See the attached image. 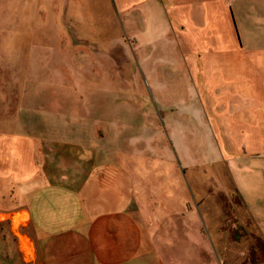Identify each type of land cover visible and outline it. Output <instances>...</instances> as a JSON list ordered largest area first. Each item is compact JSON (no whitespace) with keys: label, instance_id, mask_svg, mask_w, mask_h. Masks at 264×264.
Segmentation results:
<instances>
[{"label":"crops","instance_id":"obj_1","mask_svg":"<svg viewBox=\"0 0 264 264\" xmlns=\"http://www.w3.org/2000/svg\"><path fill=\"white\" fill-rule=\"evenodd\" d=\"M143 1L117 0L123 8ZM160 2L186 48L200 127L210 129L221 154L193 164L196 204L180 174L151 175L132 157L118 160V150L79 156L73 145L25 134L70 127L25 129L7 172L16 205L0 212L16 251L13 238L5 240L3 255L13 251L22 264H264V0ZM200 183L235 196L237 216L218 220L222 210L203 204ZM206 221L215 236L206 234ZM236 226L256 230L261 252L235 253L221 228Z\"/></svg>","mask_w":264,"mask_h":264},{"label":"rangeland","instance_id":"obj_2","mask_svg":"<svg viewBox=\"0 0 264 264\" xmlns=\"http://www.w3.org/2000/svg\"><path fill=\"white\" fill-rule=\"evenodd\" d=\"M166 7L160 0L129 8L117 0H0V212L16 205L7 177L17 161L12 147L21 131L38 126L73 131L27 137L73 145L79 156L83 149L118 150V160L132 157L151 175L180 174L189 198L196 197L193 164L213 156V136L200 127L186 48ZM198 191L207 192L204 205L218 204V220L237 216L235 196L202 183ZM6 224L0 222V264H22L13 251L3 255L1 242L13 238ZM204 227L215 236L216 227ZM221 231L234 239L235 253L261 252L253 228ZM10 245L16 251L15 240Z\"/></svg>","mask_w":264,"mask_h":264}]
</instances>
